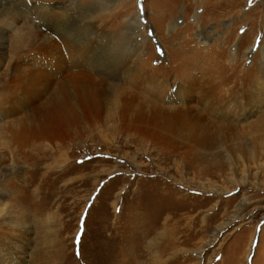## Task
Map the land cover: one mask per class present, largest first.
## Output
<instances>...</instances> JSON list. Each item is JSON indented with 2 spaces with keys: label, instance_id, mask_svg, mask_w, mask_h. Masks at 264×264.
I'll use <instances>...</instances> for the list:
<instances>
[{
  "label": "rangeland",
  "instance_id": "1",
  "mask_svg": "<svg viewBox=\"0 0 264 264\" xmlns=\"http://www.w3.org/2000/svg\"><path fill=\"white\" fill-rule=\"evenodd\" d=\"M15 2L0 264H264V0ZM61 85L60 120L26 151Z\"/></svg>",
  "mask_w": 264,
  "mask_h": 264
},
{
  "label": "bare ground",
  "instance_id": "2",
  "mask_svg": "<svg viewBox=\"0 0 264 264\" xmlns=\"http://www.w3.org/2000/svg\"><path fill=\"white\" fill-rule=\"evenodd\" d=\"M18 1V0H17ZM1 3V2H0ZM16 3L15 0H9V2L7 1H4L3 2V6H1L0 8V14L3 15V19H4V23L8 25V22L7 21H11V19L13 21L16 22V19H20V18H24L23 14H21L20 12H16L18 15L20 16H17L16 13L12 12L11 10V7H12V4ZM138 15H136L133 19H132V22L128 25L127 29H132V30H138L139 27L141 26L138 22ZM9 24H11V22H9ZM2 25V24H0ZM53 26V25H52ZM57 26V25H55ZM48 27L50 28V26L48 25ZM1 28V27H0ZM54 28V26H53ZM5 29V28H4ZM48 29V28H47ZM77 28H75V31L77 33ZM3 30V29H2ZM57 32V31H56ZM81 32V30H80ZM89 32V29L88 31ZM90 32H93L90 30ZM131 32V31H130ZM41 33V32H40ZM24 34V33H23ZM21 35V34H20ZM25 35V34H24ZM59 35V34H58ZM41 35L39 33H36L35 35V38L38 39L37 41H39V47L43 44V41H46V39L41 38L40 37ZM46 36V35H45ZM33 38V37H32ZM46 38V37H45ZM62 38V37H61ZM36 39H33L32 41H30L32 44H35L36 43ZM78 41H77V44L78 46H82L84 45L85 43L86 44H89L90 41L85 38V30L78 35ZM63 40H68V37H67V34L65 36V38ZM21 41V40H20ZM22 42V41H21ZM29 42V43H30ZM38 47V48H39ZM3 48V44L2 42L0 41V51L2 50ZM250 48V47H249ZM248 52V51H247ZM127 54H130V52H128ZM119 62H121V60H119ZM98 68V67H97ZM101 69V68H100ZM100 73V72H99ZM96 74V73H95ZM97 75V74H96ZM95 75V77H96ZM100 79H102L100 77ZM84 80H86V78H83L80 80V87H81V92L84 96H86L88 94V90L85 88V91L83 90V87H86V85L84 84ZM96 80V79H95ZM101 82V81H100ZM96 83V82H95ZM67 88L65 87V85H61L59 86L58 90H56V93L52 94V100L51 102L43 108V112H42V117L40 119L39 122L36 123V126H37V129H38V133H33L31 130H28L27 132H25V145L26 147L28 148L26 151H29V152H32L33 150H39V148L41 149V147H43L42 145V142L47 140L48 141V138L50 136V132L53 130V127L51 125H53V121H56V120H60L57 116H56V110L58 108L59 105H61L62 103L66 102L70 95H67ZM57 94V95H56ZM72 102H79L78 100L76 99H72ZM79 107V106H78ZM82 109L79 110L78 108V112H76V109L75 108H69L68 109V112L69 114L71 115L70 117H65L63 120H67L69 118L73 119L77 116H82L83 112L81 111ZM97 113V112H96ZM39 119V117H38ZM37 119V120H38ZM64 125L62 123H56V127H58L59 125ZM34 129V127H33ZM194 133V136H195V132ZM35 137V139H34ZM51 142V141H50ZM214 192L212 191V189H209L208 192ZM246 203L247 202H244L242 201L241 203H239L236 208H235V211L236 212H240L243 210V207L246 206ZM242 213V212H241ZM236 216V215H235ZM242 216V215H241ZM235 218V217H234ZM234 218H232L231 220H229L226 224L230 223ZM215 236V235H214ZM214 240V238H213Z\"/></svg>",
  "mask_w": 264,
  "mask_h": 264
}]
</instances>
